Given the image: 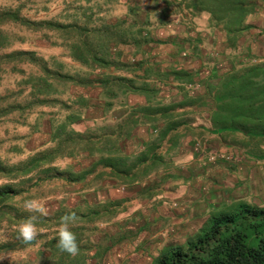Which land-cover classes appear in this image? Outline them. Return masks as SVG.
<instances>
[{
	"label": "rangeland",
	"instance_id": "1",
	"mask_svg": "<svg viewBox=\"0 0 264 264\" xmlns=\"http://www.w3.org/2000/svg\"><path fill=\"white\" fill-rule=\"evenodd\" d=\"M196 1L202 6L201 0ZM232 1L234 4L223 7L219 0H210L208 4L212 15L210 11L199 9L197 4H193L194 0H0V9L17 11L20 16L34 21L53 19L63 23L87 24L99 29L103 24L110 25L111 28L117 24L122 31H129V38L135 36L144 40L151 37L154 40L147 41V52H138L139 49L132 44L119 46L121 49L132 48L122 59L148 60V65L152 64L149 79L157 80L161 87L156 98L161 103L175 102L177 105L183 96L189 93L194 95L196 91L198 94L204 93L207 86L211 88V84H216L219 80L217 76L214 75L206 85L202 83V77L216 68L220 73L231 70L234 65L229 59L235 62V70L264 65V51L259 49L263 44L255 41L264 40V0ZM167 13L170 14L169 20ZM216 22L221 23L222 27H232L235 35H228L221 41L219 32L223 29ZM139 24L142 25V30H137ZM0 31L9 37V43L0 49V56L16 50H33L48 59L57 57L64 62L65 70L71 74L80 73L81 77L82 73H87V68L81 66L80 61L75 60L71 54L70 43L75 41L72 36H61L47 29L32 30L26 25L15 23L0 24ZM255 31L260 33L255 34ZM241 37L247 40L246 44ZM174 42L177 45H172ZM1 60L0 66L3 69L0 70V107L13 103H29L33 99L30 85L22 83L23 79L30 73H36V70L21 64L19 68L24 69V72H12L14 62L6 63L5 59ZM50 64L55 68L54 61H50ZM180 67L191 74L179 72ZM165 69L169 71L167 76H158L157 72ZM250 74L253 78L250 84L254 85L256 95L259 88L264 87V69L261 71L259 68L256 74ZM160 78L162 80L159 82ZM58 89L61 93L54 96L68 101L72 106L79 105L76 94L83 95L81 85H58ZM89 92L95 93L94 90ZM124 99L127 100L126 105L121 102ZM254 99L257 100L258 97L255 96ZM112 100L113 106L104 115L101 113L100 118L80 121L72 126L81 131L90 129L96 135L106 133L122 120L118 118L120 114H124V121L132 105L137 101H144L137 94H120ZM72 110L73 108L67 109L60 103H53L13 110L7 114L0 112V187L12 185L20 190L17 196L0 205V264H63L61 258L66 252H61L56 247L60 223L48 222L49 225L41 226L36 224L38 236L29 244L18 238V226L27 220L21 215L34 217V222L37 215H40L36 212L29 213L23 208L25 199H35L45 209L46 215L54 219H59L57 215L69 213L71 210L80 216L87 215L75 221L72 226L81 249L75 256L70 254L69 257H73V260H68L69 264H82L78 260L89 264H152L153 258L162 247L181 244L188 234L200 228L199 225L209 216L208 213L203 216L196 214L201 209H207L208 212L213 207L217 211L240 200L264 205V117L262 116L263 120L259 124L248 122L251 113L248 107L238 109V115L232 124L236 128L235 132L225 131L218 135H207L200 130L212 125L207 111L191 114L188 124L200 127L196 131H186L178 139V156L173 158L166 153L164 161L168 165L158 163L156 171L143 177L140 183L129 185V189L119 188L115 181L103 184L100 181L103 179L98 181L88 178L89 185L83 184V188H80L81 185H74L76 190L71 188L70 183L65 184L61 178H49V181L42 180L36 185L33 182L36 178L33 176L43 167L33 169L30 173H19L18 170L26 166L38 152L56 144L46 140L51 128L49 123L53 125L62 122L65 115ZM179 110L180 108H176V111ZM134 130L132 129V136L124 137L120 144L123 151L135 155L144 146L147 130L143 125H136ZM244 132H252L255 140L244 135ZM246 149L250 150L245 151ZM97 157L99 155L91 158L81 155L77 158L63 157L52 164L56 171L65 173L64 178L71 174L73 176L70 177L74 179L82 174L77 172V168L81 166L86 171ZM50 165L47 164V167ZM143 168L144 166L141 167ZM101 185L104 188L100 189V194L95 190ZM165 188L168 189L167 196L163 193L156 197L160 201L165 198L170 201V210V204H164L167 207L165 211L168 210L169 222L162 224L159 219L153 223L151 221L157 211L151 203L146 204L139 199L153 194L155 196ZM137 189L139 197L133 199V205L127 210L120 209L125 206L124 202H120V207L116 204L111 214L91 215L94 210L104 209L107 201L113 204L114 199L122 200L120 195H131ZM96 193L104 196L101 201ZM107 194L111 195L109 200ZM194 214L198 216L197 220H193ZM183 216L188 220L185 221ZM187 222L195 223L193 226L188 225L189 232L185 225ZM180 223L182 226L178 227ZM155 239H160L161 243L158 244ZM137 242L138 246L143 243L152 251L150 257L146 256L143 249L142 252L138 249L132 250L137 247ZM97 249L99 256L95 258ZM82 255H86V261H83Z\"/></svg>",
	"mask_w": 264,
	"mask_h": 264
},
{
	"label": "trees",
	"instance_id": "2",
	"mask_svg": "<svg viewBox=\"0 0 264 264\" xmlns=\"http://www.w3.org/2000/svg\"><path fill=\"white\" fill-rule=\"evenodd\" d=\"M219 1L222 2L223 7L234 4L232 0ZM200 2L202 6L196 0L193 4H197L196 6L201 10L210 11L212 15V10L208 4L210 0H201ZM169 16L170 14L167 13L168 20ZM6 23L26 25L32 30L47 29L61 36L74 37L75 41L70 43L71 54L75 60L80 61L81 66L87 68V73L84 72L82 73L83 76L79 77L80 73L71 74L70 71H66L64 62L57 57L48 59L33 50H16L0 56V64L1 59H5L6 63L14 62L13 67H11L12 72H24V69L19 68L21 64L29 65L33 70H36V73H30L26 79H23L22 83L30 85V94L33 95V99L25 105L13 103L6 107H0L2 114L53 103H60L67 109L73 108L72 112L65 115L62 122L53 123V125L51 122L49 123L51 128L47 133L49 135L46 140L49 139L56 144L38 152L26 166L18 170L19 173H30L33 169L43 167L37 175L33 176L36 178L33 181L36 185L42 180L49 181V178H57L58 180L61 178L65 184L70 183L73 190H76L74 185H81L80 188H83V184L89 185L88 182L90 181H87V178L98 181L103 179L100 180L103 184L110 181L118 182L119 185L140 183L143 177H148L149 173L156 171L158 163L168 165V162L164 161L166 153L171 154L172 157L178 156L176 154L177 142L186 131L199 129L200 126L188 124L191 114L195 115L202 110L207 111L212 125L209 128L203 127V131L200 129L202 133L206 132L207 135H218L225 131L235 132L236 128L232 124L235 121V116L238 115V109L241 107L251 109L250 121L248 122L259 124L263 120L264 87H260L258 93L254 95L255 88L253 84H250L253 80L250 73L256 74L259 68L262 71L264 65L252 69L244 67L238 70H235L236 65H234V68L222 73L219 72L218 68L213 69L210 74L202 77L204 85L214 75L218 77V82L211 84V88L207 86L204 93L198 94L197 91L194 95L189 93L183 96L182 101L178 102L177 105L175 102L164 104L156 98V94L161 89L156 82L157 80L149 79L152 64L148 65V60L143 58L138 61L124 60L122 59L123 55L129 54L132 48H119L125 44H132L139 49L138 52H147V41L154 40L151 37L144 40L135 36L129 38L127 34L129 31L126 29L122 31L117 24L112 28L110 25L103 24L99 29L96 26L89 27L87 24L63 23L53 19L34 21L20 16L17 11L0 9V24ZM142 29V25L139 24L137 30ZM226 29L235 31L232 27L226 26ZM161 42L164 41L161 40ZM8 43L9 37L0 31V49L5 48ZM172 45H177V43L174 42ZM50 61H54L55 68L50 64ZM2 69L0 66V70ZM178 70L183 72L186 69L183 70L180 67ZM168 72L165 69L162 72L158 71L157 74L158 76H167ZM185 72L191 74L188 70ZM174 79L177 80L176 77ZM193 79L195 78L193 77ZM161 80L160 78L159 82ZM58 85H72L73 87L81 85L83 95L82 93L76 94L79 105L72 106L68 101L54 96V94L61 93ZM89 90H94L95 93L91 94ZM120 94L133 96L137 94L144 101L135 102L124 121V114H120L118 118H122V120L118 121L110 131L96 135L90 129L81 131L72 126L80 121L100 118L101 113L104 115L106 111H109V107L113 106L112 99ZM255 96L258 97L257 100L254 99ZM248 97L250 98L247 100ZM209 99L212 102L209 103ZM121 102L126 105L127 100L124 99ZM176 108H180V110L176 111ZM230 108L233 109L230 110ZM131 125L134 127L132 128ZM136 125H143L147 130V137L143 141L144 146L140 153L134 155L123 151L120 143L124 137L132 136V129L134 130ZM243 134L251 139L255 137L252 132H244ZM249 150L246 149L245 151ZM80 155L88 156V158L99 155V158L97 157L98 159L94 160L91 167L87 168L86 171L81 169V166L77 168V172L82 174L74 179L70 177L73 176L71 174L64 178L65 173L56 171L52 164L59 158H77ZM47 164L52 165L47 167ZM142 166H144L143 169H141ZM103 188L104 186L101 185L95 191L100 193L102 191L100 189ZM19 193L20 190L12 187V185L1 186L0 205ZM96 194L101 201L103 196ZM120 202L125 203V206L120 209L126 210L134 203L130 198L114 199L113 204H109L107 201V205L103 206L104 209L94 210L95 212L91 215L111 214L116 204L118 205ZM118 206L120 207V205ZM214 210L216 209L212 207L208 212L207 209L196 212L202 216L204 213L209 214L208 218L202 222L201 228L195 235L187 237L183 244H168L162 247L152 260V264H264V206L240 200L232 203L229 207ZM69 213H75V221L87 216L85 214L80 216L74 210ZM69 213L57 215L59 219L57 217L54 219L46 214L37 215L35 223L38 226L49 225L48 222L59 224L64 217L63 215ZM21 216L24 219L29 218V215L26 214ZM192 216L189 217L190 220ZM196 218L198 216L194 214L193 220H197ZM69 256L70 254L66 253L61 258V262L69 264L68 260H73V257ZM98 256L97 249L95 258ZM82 257L83 261H86V255H82ZM78 262L89 264L79 260Z\"/></svg>",
	"mask_w": 264,
	"mask_h": 264
},
{
	"label": "clouds",
	"instance_id": "3",
	"mask_svg": "<svg viewBox=\"0 0 264 264\" xmlns=\"http://www.w3.org/2000/svg\"><path fill=\"white\" fill-rule=\"evenodd\" d=\"M259 206H264V205H259ZM23 208L29 213L36 212V213H39L40 215L46 214L45 209L41 207L35 199H25L23 201ZM156 221L157 219L154 217V219L151 222L156 223ZM74 222H75V213H69L65 215L61 219V222L58 226L57 235H56V247L61 252H66L73 256L77 255L79 252L77 236L72 231V226ZM202 224L203 223L199 225L200 228ZM200 228L198 227L196 232ZM17 231H18V238L22 239L25 244H29L33 240H35L38 236V227L36 223L34 222V217H30L24 223L20 224L18 226ZM196 232H192L191 234H188L187 237L191 235H195ZM184 242L185 241H183L181 244H183Z\"/></svg>",
	"mask_w": 264,
	"mask_h": 264
},
{
	"label": "crops",
	"instance_id": "4",
	"mask_svg": "<svg viewBox=\"0 0 264 264\" xmlns=\"http://www.w3.org/2000/svg\"><path fill=\"white\" fill-rule=\"evenodd\" d=\"M203 11V10H202ZM204 11H206V10H204ZM208 12V11H207ZM259 20V19H258ZM258 20H256V22H258ZM262 21L263 20H261V23H262ZM216 24L217 25H219V27H221V29H223V31L222 32H219V37H220V39H221V41H223L228 35H229V37L231 36V35H235V32H230V31H228V30H226V26H224L223 25V27H222V24L221 23H217L216 22ZM257 33H260V31H255V34H257ZM228 37V38H229ZM242 38V37H241ZM242 40V42L244 43V44H246L247 43V40L245 39V38H242L241 39ZM256 41V43L257 44H259V43H261V44H263V47H261V48H259L260 50H262V51H264V40H261V41H259V40H255ZM226 47H228V46H226ZM245 47V46H244ZM254 47V49H255V45L253 46ZM259 53V52H258ZM259 54H263V52H260ZM230 60V62L232 63V65H235V62H233V59H229ZM234 68V67H233ZM263 162V161H262ZM264 163V162H263ZM119 184V183H118ZM118 184H116V185H118ZM141 186H143V185H139V187H141ZM129 187V185H119V188H128ZM118 188V189H119ZM129 189V188H128ZM168 189L167 188H165V189H161L160 191H159V193H156L155 194V196H146V197H142V198H140L139 200H143L142 202L144 203H146V204H148V203H151V205H153L154 206V209L157 211V213H156V215H155V218L157 219V220H159V219H161V223L163 224L164 222L167 224L168 222H169V220H168V218H169V216H168V214H167V211L168 210H170L171 209V203H170V201L167 199V198H165L163 201H160V199H159V197H156L157 195H160V194H163V193H165V196H167V191ZM139 191V189H137L136 191H134V192H132V194L131 195H127V194H123V195H120V197L122 198V199H126V198H130V199H134L136 196H138V192ZM161 196V195H160ZM104 197V196H103ZM111 197V195L110 194H107V198H110ZM115 197H118L117 195L115 196ZM139 197V196H138ZM161 199H163L162 197H160ZM170 204V207H168L169 209L167 210V211H165V209L167 208V207H165L166 205H164V204ZM153 209V208H152ZM154 216V215H153ZM183 218H184V220L186 221V220H188L185 216H183ZM183 220V221H184ZM184 221V222H185ZM186 223V222H185ZM184 223V224H185ZM188 224H185L186 225V227H187V229H188V232L190 231V228L188 227V225L189 224H191L192 226H193V224H195V223H189V222H187ZM182 226V223H180L179 224V226L178 227H181ZM184 226V225H183ZM144 229H145V227H144ZM155 233V232H154ZM158 233V232H157ZM149 238V237H148ZM155 242H157L158 244H160L161 243V240L160 239H155L154 240ZM138 242H137V247L136 248H133L132 250H135V249H138V250H140L141 252H142V249H143V251H144V253L146 254V256L147 257H150V253H152V251H150V249H147V247L145 246V244L143 245V243H141L139 246H138ZM157 247V246H156ZM156 247H154V250H156ZM158 254V253H157Z\"/></svg>",
	"mask_w": 264,
	"mask_h": 264
}]
</instances>
